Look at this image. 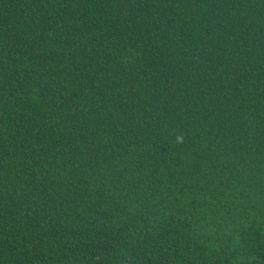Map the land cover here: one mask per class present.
<instances>
[{
    "label": "trees",
    "instance_id": "1",
    "mask_svg": "<svg viewBox=\"0 0 264 264\" xmlns=\"http://www.w3.org/2000/svg\"><path fill=\"white\" fill-rule=\"evenodd\" d=\"M0 264H264V0H0Z\"/></svg>",
    "mask_w": 264,
    "mask_h": 264
},
{
    "label": "clouds",
    "instance_id": "2",
    "mask_svg": "<svg viewBox=\"0 0 264 264\" xmlns=\"http://www.w3.org/2000/svg\"><path fill=\"white\" fill-rule=\"evenodd\" d=\"M177 142L182 143V142H183V137H182V136L178 137V138H177Z\"/></svg>",
    "mask_w": 264,
    "mask_h": 264
}]
</instances>
